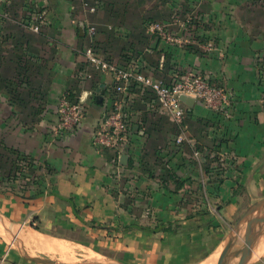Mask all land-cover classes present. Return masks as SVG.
Masks as SVG:
<instances>
[{"label":"crops","instance_id":"1","mask_svg":"<svg viewBox=\"0 0 264 264\" xmlns=\"http://www.w3.org/2000/svg\"><path fill=\"white\" fill-rule=\"evenodd\" d=\"M40 9L33 32L28 17ZM178 15L198 20V42L211 52L147 34L152 22L176 31ZM80 23L95 27L93 39ZM88 46L109 61L140 62L166 82L176 72L205 76L230 95L229 116L195 101L177 147L180 128L150 91L131 89L122 166L113 151L91 144L114 91L110 76L87 68ZM63 95L82 101L86 113L74 134L56 135ZM0 143L41 176L25 197L0 195V220L11 223L0 221V264H38L29 257L76 264L40 256L62 243L120 264H216L230 226L264 197V0H0Z\"/></svg>","mask_w":264,"mask_h":264},{"label":"built area","instance_id":"2","mask_svg":"<svg viewBox=\"0 0 264 264\" xmlns=\"http://www.w3.org/2000/svg\"><path fill=\"white\" fill-rule=\"evenodd\" d=\"M85 6L87 5L85 4ZM87 9L89 12L95 11V7L92 6H87ZM42 21V14L35 15L31 31L38 32ZM191 22L190 16L175 17L172 20V24L177 27L174 32L169 31L167 25L161 22L148 23L145 29L147 34L155 36L168 45L184 46L192 42L187 35ZM82 27L85 29L87 37L93 39L96 33L95 27L84 26L83 23ZM199 48L205 52L212 50V46L206 45H199ZM83 58L87 68L93 72L110 76L113 80L114 93L111 109L97 122L91 137V144L97 151H113L117 155V162L121 155L126 154L129 137L132 133V124L128 118L124 101L129 96L131 89L150 91L154 102L180 128V133L173 140V145L177 147L185 142L182 130L188 109L180 101L181 96L193 98L216 114L229 116L232 103L226 89L193 71L176 72L172 76V80L166 82L146 75L141 70L140 62L123 65L109 61L99 56L92 46L83 50ZM85 113L86 108L82 101H71L68 95H63L57 102L55 134H74L85 117ZM193 156L199 157V151L195 150Z\"/></svg>","mask_w":264,"mask_h":264},{"label":"rangeland","instance_id":"3","mask_svg":"<svg viewBox=\"0 0 264 264\" xmlns=\"http://www.w3.org/2000/svg\"><path fill=\"white\" fill-rule=\"evenodd\" d=\"M1 155L5 158L6 163L4 164L3 168H0V195L7 196V194L10 193L17 194L20 197H25L26 194L31 193L32 190H29L31 185H36L39 181V178L41 177L40 175H37L35 173L37 172V169L32 167L34 164L29 160L26 161L25 159L11 156L10 160L14 161L15 163L10 165L7 154L1 153ZM14 166L17 167V169H15ZM39 172L42 173V171ZM37 191L39 190H35V192ZM201 197L205 198L202 193ZM201 197L200 195L197 196V198ZM235 223L236 222H234L232 226H230L227 236L230 234V232H232ZM243 227L244 225H242L241 227V238L243 236ZM257 231H260L261 234L257 237L254 242L253 251H255L256 249L258 250L252 261L264 264V224L260 227H257ZM241 238H239V241ZM62 245L64 247L59 246L57 248H45V253H40V256L52 260L65 259L71 262H75L76 264L85 262L104 263L107 261V259H105L101 255H95L87 252L85 248L76 247L72 244L64 245L62 243ZM239 247H241V244H236L231 250H237ZM57 250H60V252ZM89 256H92L93 261H88ZM209 261H213V259H210Z\"/></svg>","mask_w":264,"mask_h":264},{"label":"water","instance_id":"4","mask_svg":"<svg viewBox=\"0 0 264 264\" xmlns=\"http://www.w3.org/2000/svg\"><path fill=\"white\" fill-rule=\"evenodd\" d=\"M80 30H83L82 24H80ZM96 101L101 103V91L97 90ZM180 101L184 103L188 108H192L195 100L193 98L181 96ZM128 156L123 154L119 158V164L125 166L127 164ZM1 218V216H0ZM1 221V220H0ZM2 223L8 224L11 227V223L4 221ZM264 224V197L260 198L252 205H250L244 214L236 221L232 232L225 238L224 242L220 247L218 253V258L216 264H230L235 261L234 264H247L251 253L253 250V245L257 237L261 234L260 231H257V227H260ZM243 227V236L240 237L241 227ZM261 229V228H259ZM11 230V231H10ZM12 232V229H9ZM12 236H14L12 232ZM239 238L240 241H239ZM241 244L237 250L232 251L231 249L236 245ZM32 261L38 264H55L53 261L43 260L37 257H29ZM94 264H120L115 261H106L104 263H94Z\"/></svg>","mask_w":264,"mask_h":264},{"label":"trees","instance_id":"5","mask_svg":"<svg viewBox=\"0 0 264 264\" xmlns=\"http://www.w3.org/2000/svg\"><path fill=\"white\" fill-rule=\"evenodd\" d=\"M22 6H23V4H22ZM42 10L40 9V10H38V11H36V13H35V15H37V14H42ZM32 14V13H31ZM187 16H190L191 17V19H192V22H191V26L189 27V29H188V37L191 39V44H186V45H184V46H190V47H192V48H194V49H197V48H199V45H200V43L201 42H198V39H197V36H196V29L194 30V25H196V22L198 21V20H196L195 19V17H192L191 15H185V16H176V17H178V18H185V17H187ZM28 19H29V21L31 22L33 19H31L30 17H28ZM196 27V26H195ZM198 151H200V150H198ZM213 152H215L216 154H218L217 153V151H216V148H213V150H212ZM1 153H5V154H7V157H8V159H9V163H10V165L11 164H14L15 162L14 161H12V160H10L11 158V156H14V154H13V152L12 151H10V150H8V149H6L5 147H3V145L0 143V168H3V166H4V164L6 163L5 162V158L1 155ZM219 156V155H218ZM213 157L212 159H210V161H208V166H206V169L208 170V168H209V166H210V164H212V162H213V160L214 161H217V160H219V157ZM16 157V156H15ZM27 161V160H26ZM15 167V166H14ZM15 169H17V167H15ZM218 176V175H217ZM215 179V182H220L221 180H220V178H218V177H216V178H214ZM177 186H181V184L180 183H178V185ZM41 195V192H38L35 196H32V197H38V196H40ZM134 229H140V230H146V228H142V227H137V226H134L133 227ZM159 231H163V232H168V231H170L171 230V227H170V225L169 226H167V227H162V228H160V229H158ZM152 231H154V230H152Z\"/></svg>","mask_w":264,"mask_h":264},{"label":"bare ground","instance_id":"6","mask_svg":"<svg viewBox=\"0 0 264 264\" xmlns=\"http://www.w3.org/2000/svg\"><path fill=\"white\" fill-rule=\"evenodd\" d=\"M257 250H258V249H256L255 251H253L252 256L250 257L251 261L254 259ZM214 259H216V258H214ZM250 259H249V260H250ZM214 261H215V260H214ZM214 261H212L211 263H208V264H214V263H213ZM230 264H234V261L231 262Z\"/></svg>","mask_w":264,"mask_h":264}]
</instances>
